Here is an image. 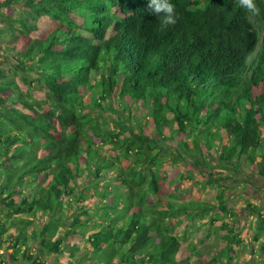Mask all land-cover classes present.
Here are the masks:
<instances>
[{
	"label": "trees",
	"instance_id": "1",
	"mask_svg": "<svg viewBox=\"0 0 264 264\" xmlns=\"http://www.w3.org/2000/svg\"><path fill=\"white\" fill-rule=\"evenodd\" d=\"M171 2L0 0V264H192L171 218L229 213L211 169L264 185V0ZM170 159L213 201L163 202Z\"/></svg>",
	"mask_w": 264,
	"mask_h": 264
},
{
	"label": "rangeland",
	"instance_id": "2",
	"mask_svg": "<svg viewBox=\"0 0 264 264\" xmlns=\"http://www.w3.org/2000/svg\"><path fill=\"white\" fill-rule=\"evenodd\" d=\"M1 59L4 65L9 67V62H6L4 58ZM143 123L144 119L142 120ZM168 145L173 147L171 142ZM162 146L167 151L171 150L165 145ZM188 148L190 150L191 146L189 145ZM201 154L204 158H210L204 147H202ZM171 157L173 154L170 153V155H162L160 158ZM184 158H196V155L189 151ZM243 159L244 157H242L241 162ZM166 162L160 170V177L163 179L160 199L163 202L173 201L174 197L185 201L192 199L200 202L213 201V193L208 185H201L200 182L203 179L197 173V169L191 167L190 164L187 166L175 164L172 159ZM246 168L247 172L242 165L241 169L234 173V181H231L225 171L219 169L213 171L211 169L216 179L221 181V185L230 187V191H226L229 213L213 212L205 215L201 220H195L194 223H187L181 214L177 215L179 218H176L177 216L171 218L172 234L178 236L185 231L186 241L184 244L191 250L200 253V257L192 256L190 263L207 264L209 258L216 255L219 258L217 264H227L228 262L225 260L227 254L226 237L229 236L228 230L233 229L240 243L239 245H232L231 250L233 252L228 253L231 255L232 261L228 264H264V230L257 233L259 223L264 225V185L259 179L255 181L251 175L253 164L248 163ZM178 177V181L174 183V179ZM211 218L216 219L212 221ZM222 226H226V229H222ZM255 237L257 240L254 239ZM85 254L87 255L86 252ZM188 255L190 253L186 251L185 256Z\"/></svg>",
	"mask_w": 264,
	"mask_h": 264
},
{
	"label": "clouds",
	"instance_id": "3",
	"mask_svg": "<svg viewBox=\"0 0 264 264\" xmlns=\"http://www.w3.org/2000/svg\"><path fill=\"white\" fill-rule=\"evenodd\" d=\"M239 3L246 9L257 11L254 0H239ZM148 11L157 17L162 28L174 25L178 19V13L171 0H148Z\"/></svg>",
	"mask_w": 264,
	"mask_h": 264
},
{
	"label": "crops",
	"instance_id": "4",
	"mask_svg": "<svg viewBox=\"0 0 264 264\" xmlns=\"http://www.w3.org/2000/svg\"><path fill=\"white\" fill-rule=\"evenodd\" d=\"M86 250V249H85ZM3 252V250H0V253H2ZM85 254V253H84ZM80 256H82V255H80ZM87 259H90V257L88 256V254L85 256Z\"/></svg>",
	"mask_w": 264,
	"mask_h": 264
}]
</instances>
